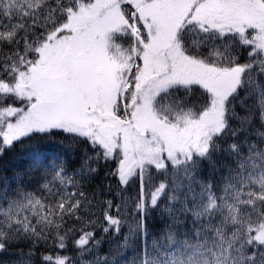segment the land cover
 I'll return each mask as SVG.
<instances>
[{
  "label": "snow or ice",
  "instance_id": "6c2138e0",
  "mask_svg": "<svg viewBox=\"0 0 264 264\" xmlns=\"http://www.w3.org/2000/svg\"><path fill=\"white\" fill-rule=\"evenodd\" d=\"M0 264H264V0H0Z\"/></svg>",
  "mask_w": 264,
  "mask_h": 264
}]
</instances>
